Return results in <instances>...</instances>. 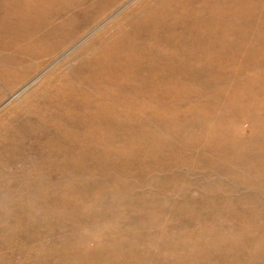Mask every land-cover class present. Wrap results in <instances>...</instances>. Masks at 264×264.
<instances>
[{
  "label": "rangeland",
  "instance_id": "1",
  "mask_svg": "<svg viewBox=\"0 0 264 264\" xmlns=\"http://www.w3.org/2000/svg\"><path fill=\"white\" fill-rule=\"evenodd\" d=\"M166 16L201 23L190 82L132 78L186 53ZM259 76L264 0H0V264H264ZM100 93L132 118L79 158Z\"/></svg>",
  "mask_w": 264,
  "mask_h": 264
},
{
  "label": "bare ground",
  "instance_id": "2",
  "mask_svg": "<svg viewBox=\"0 0 264 264\" xmlns=\"http://www.w3.org/2000/svg\"><path fill=\"white\" fill-rule=\"evenodd\" d=\"M167 2V1H166ZM21 4V3H20ZM166 5V4H165ZM168 5V4H167ZM187 6V5H186ZM231 5H226L227 8H229V10L231 12H235L237 9L236 7H234V9H231L230 8ZM239 6V4L237 5ZM167 9V8H166ZM209 11V12H208ZM206 13H209V14H212V16H216L218 14V11H211V9H209ZM202 16V15H200ZM168 17L167 20H169L170 18L172 20H175V22L178 23L179 25V35L177 36V38H173L174 41H164L162 43L163 46L165 47H172V48H176L180 51H186V53L184 54V56H182V59L179 60V61H171V58H168L165 62V66L167 65V67L163 70H159L156 69L155 67H153L152 65H155L156 62L154 61H151L149 64L147 63L145 66H140V67H132V68H129L128 71H130V76L132 77V75L136 76L138 74L140 75H146L148 72H142L143 70H147V69H150L149 71H153V74L157 75H161L163 76V78H167L168 79H180L183 77V75L185 74V77L186 79L189 78V80H186V81H189L191 80L189 76V74L192 72V68L190 66V61L191 60V55L193 53V50L194 48L196 47H201L200 44L198 43V37H199V34H200V31L201 30H197V29H194L195 25H199L201 24L200 22H198L196 20V18L194 19H191L188 24H187V27H183L181 26L182 24V19L183 17L182 16H174L173 18L171 16H166ZM167 23V22H165ZM164 23V24H165ZM191 23H193V25L191 26ZM118 24V23H117ZM207 24V23H206ZM206 24H202V25H206ZM28 25V24H27ZM256 25V24H255ZM254 26V25H253ZM169 29V28H168ZM153 30V29H152ZM166 30V29H165ZM171 30V29H170ZM121 31V29H120ZM150 31V30H149ZM169 31V30H168ZM28 32V31H27ZM26 32V33H27ZM29 36V35H28ZM26 37V36H25ZM176 37V36H175ZM171 39V38H170ZM124 40L125 38L124 37H120L116 40V42H121V44L124 45ZM263 41V40H262ZM255 42L256 40H254V45H255ZM34 43V41H33ZM252 43V42H251ZM29 44V42H28ZM31 44V43H30ZM251 48V47H250ZM249 48V49H250ZM253 48V47H252ZM150 50V51H155L156 49L154 48V45L153 44H149L147 45V50ZM146 50V51H147ZM159 50H161L159 48ZM201 50V49H199ZM255 50V49H254ZM259 51V50H258ZM159 51H156L154 53H157ZM200 52V51H199ZM252 52V51H250ZM201 54V53H200ZM244 54V53H243ZM248 54V53H247ZM256 54V53H255ZM183 55V54H182ZM250 55L252 54H249V57ZM167 56V52H163L161 53L157 58H164ZM248 57V58H249ZM145 63V62H143ZM244 65V64H242ZM104 69V65H103V68ZM153 69H156L155 71ZM162 69V68H161ZM168 70V71H167ZM169 70H174V71H177L178 73H180L181 75H178V74H174V73H171V71L169 72ZM147 76V75H146ZM151 76V75H150ZM134 78V77H132ZM184 79V78H183ZM166 80V79H165ZM185 80V79H184ZM116 80H114L113 82H115ZM170 82V81H168ZM167 82V83H168ZM166 83V85H167ZM183 83V82H182ZM263 83V84H262ZM185 84V83H184ZM173 85V83H172ZM190 85V84H189ZM257 85H261V86H264V76H259L257 81H256V84L255 86ZM188 86V85H187ZM14 87V86H13ZM264 89V88H263ZM136 90H139V89H136ZM64 91V90H63ZM89 93V92H88ZM99 100H98V103H95V104H92V103H88V105H90V108L91 110L87 111L85 113V115L83 116H80V118L77 120L75 119L72 124L74 127L72 128H68L66 130H62L61 134L58 135V139L65 143L69 148H71L74 152V154L79 157V158H82L83 155L89 151L93 145H94V142L95 141H98L100 138H104L105 140H110L112 138V133H113V129L116 127L115 124H119V123H125L127 121V119L129 118H132V117H127L125 119V122L118 119L116 116H114L112 114V112L114 114H118L119 111H122V114L123 115H126V111L125 110H121L119 108L118 111H115L118 106H115L112 104V100L114 99V97L110 96V94L108 93H100L99 94ZM166 95V94H164ZM163 95V97H164ZM173 95V93H172ZM91 96V95H90ZM121 97V96H120ZM169 98V97H168ZM164 99H166V97H164ZM169 101V100H168ZM166 104V103H165ZM168 104V103H167ZM177 105V104H176ZM234 105V104H233ZM175 106V105H174ZM131 109L132 108H136V105L135 106H132L131 104L128 105L127 108ZM229 109H233L232 107H230ZM28 121H32V117H33V111L32 110H28ZM40 112V111H39ZM130 114V113H129ZM77 121V122H75ZM226 121L232 125V119L228 118L226 119ZM255 120L252 119L251 122H254ZM95 125H98L100 126L99 128H97ZM45 130V129H44ZM127 133V132H126ZM124 136V134L122 135ZM129 136V135H128ZM133 136V135H132ZM136 136V135H134ZM133 136V137H134ZM132 137V138H133ZM139 137V136H138ZM71 138L72 139H76L77 143L75 142H72L71 141ZM130 138V137H129ZM128 138V139H129ZM136 138V137H135ZM122 139V137H121ZM125 139V138H124ZM130 141V140H129ZM127 146V149H128V145H125ZM123 147V146H122ZM125 149V148H124ZM118 150H121L120 149H115V148H112L111 151L113 153H116ZM132 150H134L132 148ZM127 152V151H126ZM208 152V151H207ZM204 153V152H203ZM206 155V154H205ZM236 210V209H235ZM234 210V211H235ZM237 211V210H236ZM239 212V211H237ZM236 212V213H237ZM240 213V212H239ZM233 216H234V213H232ZM238 216V215H237ZM240 217V216H239ZM233 219V217H231ZM242 218V217H241ZM242 224V223H241ZM244 226V225H243ZM239 228V227H238ZM240 229V228H239ZM250 229V228H249ZM248 229V230H249ZM252 229V228H251ZM254 229V228H253ZM236 230V229H235ZM239 231V230H238ZM251 232V231H250ZM245 237V236H244ZM243 237V238H244ZM242 238V237H241ZM247 238V237H246ZM250 239V238H249ZM241 241H239L240 243ZM241 247V246H240ZM239 248V247H238ZM238 248H236L235 250L238 252Z\"/></svg>",
  "mask_w": 264,
  "mask_h": 264
}]
</instances>
